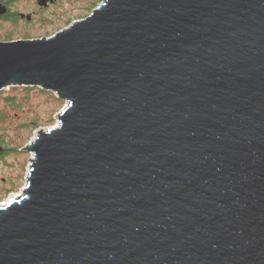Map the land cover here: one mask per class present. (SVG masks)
<instances>
[{
    "label": "water",
    "instance_id": "obj_1",
    "mask_svg": "<svg viewBox=\"0 0 264 264\" xmlns=\"http://www.w3.org/2000/svg\"><path fill=\"white\" fill-rule=\"evenodd\" d=\"M9 87L66 106L0 205V264H264V0H103L0 42Z\"/></svg>",
    "mask_w": 264,
    "mask_h": 264
},
{
    "label": "rangeland",
    "instance_id": "obj_2",
    "mask_svg": "<svg viewBox=\"0 0 264 264\" xmlns=\"http://www.w3.org/2000/svg\"><path fill=\"white\" fill-rule=\"evenodd\" d=\"M101 2L102 0H62L59 11L68 9L73 17L69 23L58 27V31L67 28L73 21L89 16L91 10ZM65 106L66 102L58 99L55 94L37 87H9L1 90L0 140L9 151L0 159V205L22 195L27 184L30 160L34 157L24 149L32 143L37 132L57 125L56 115Z\"/></svg>",
    "mask_w": 264,
    "mask_h": 264
},
{
    "label": "flooded vegetation",
    "instance_id": "obj_3",
    "mask_svg": "<svg viewBox=\"0 0 264 264\" xmlns=\"http://www.w3.org/2000/svg\"><path fill=\"white\" fill-rule=\"evenodd\" d=\"M61 1L0 0V42L48 39L57 34V28L73 17L68 9L59 11ZM0 147L1 159L9 150L1 140Z\"/></svg>",
    "mask_w": 264,
    "mask_h": 264
},
{
    "label": "trees",
    "instance_id": "obj_4",
    "mask_svg": "<svg viewBox=\"0 0 264 264\" xmlns=\"http://www.w3.org/2000/svg\"><path fill=\"white\" fill-rule=\"evenodd\" d=\"M103 1V0H102ZM24 89H28V87H24ZM42 92V91H41ZM1 93V91H0ZM45 93V92H44ZM7 101H10V99H6Z\"/></svg>",
    "mask_w": 264,
    "mask_h": 264
},
{
    "label": "bare ground",
    "instance_id": "obj_5",
    "mask_svg": "<svg viewBox=\"0 0 264 264\" xmlns=\"http://www.w3.org/2000/svg\"><path fill=\"white\" fill-rule=\"evenodd\" d=\"M13 198H15V197H13Z\"/></svg>",
    "mask_w": 264,
    "mask_h": 264
}]
</instances>
